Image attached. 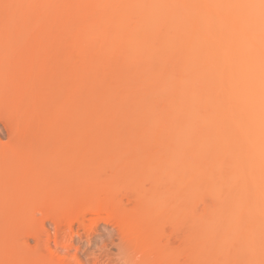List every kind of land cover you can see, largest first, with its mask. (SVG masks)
I'll use <instances>...</instances> for the list:
<instances>
[{
  "label": "bare ground",
  "instance_id": "bare-ground-1",
  "mask_svg": "<svg viewBox=\"0 0 264 264\" xmlns=\"http://www.w3.org/2000/svg\"><path fill=\"white\" fill-rule=\"evenodd\" d=\"M262 3L264 0H0V31L8 35L14 30L16 35L26 31L23 48L36 46V52L44 51L45 57L47 51L46 59L51 56L55 66L64 67L67 90L69 94L73 90L82 114V99L91 94L85 69L123 58L157 62L124 69L133 75L148 70L144 78H138L152 85L139 98L141 103L164 92L176 94L167 93L171 97L167 95L162 102L157 98L169 113H175H167L163 119L169 117L173 123L171 134L166 131L159 136L158 130L156 138H143V169L159 171L153 173L147 190L141 188L142 194L137 190L133 198L129 194L126 200L117 199L113 193L122 177L113 174L115 178L105 183L109 191H102L104 184L95 188L82 179L83 183L80 180L79 185L69 187L66 199L49 200L47 196L33 213L39 248L29 251L31 254H26L19 234L20 201L15 189L0 185V221L7 224L0 229V264H75V257L61 251L65 247L50 245L52 227L56 242L67 246L74 241L89 244L96 232H105L107 240L91 253V264H217V259L221 264H264ZM144 30L150 37L141 38L143 47L140 51L136 45L140 51L136 53L135 42L133 48L129 42ZM10 37L4 35L2 40L8 45L19 42L20 36L15 42ZM31 52L32 57L27 51L25 56L33 59L36 53ZM69 84H75L79 92ZM45 193L54 191L49 188ZM42 217L51 224L46 226ZM75 221L83 230L80 234L74 233Z\"/></svg>",
  "mask_w": 264,
  "mask_h": 264
},
{
  "label": "rangeland",
  "instance_id": "rangeland-1",
  "mask_svg": "<svg viewBox=\"0 0 264 264\" xmlns=\"http://www.w3.org/2000/svg\"><path fill=\"white\" fill-rule=\"evenodd\" d=\"M145 31L144 34L143 31L141 33L139 32L140 34L135 37L137 39L134 38V40L132 39L129 42V44L132 42V48L134 42V48L136 45H139L137 46L138 49L143 47V43L141 44V42L146 37ZM2 32L0 31V37L2 36L0 41L3 43H5L7 38L4 37L5 41L4 39L2 40L4 35L9 38L10 36L13 37L19 34L20 37L17 36L19 40L16 37H10V39H14L13 42L18 40L19 42L17 44L13 43V45H8V43H5L7 45H3L0 42V185H11L15 189L14 195L20 201L18 206L21 226L19 234L22 242L24 240L22 244L26 249V254H31L29 251L39 248V243L34 236V232L38 226L36 225V219L33 218V213L37 212L38 204L42 203L47 196L49 200L59 196L67 197L69 187L79 185L80 180V183H83L82 179L84 183L87 180L89 181L88 183H94L92 187L95 188L101 187L104 184V189L103 187L101 188L102 191H109L105 190L107 187L105 183L108 184L110 182L109 180L115 178L114 176L111 177L113 174L118 177L120 176V178L122 177V179H119L121 183H119L118 189L113 193L117 199L126 200L127 197L130 198L131 196L133 198V196L135 197L133 192L138 190L136 193L139 194L140 192H145L143 191L144 189L147 190L148 185L153 183L155 176L153 173L157 174L158 168H154L156 171H153L152 168V170H149V173L153 174L152 178L148 170L144 171L143 165L141 164V160L144 158V151H146L144 149L146 145L143 142V138L145 136L156 138L153 136L156 135L155 133L158 130H161L159 133L157 132L159 136H165L163 132L166 131V135L167 133L171 134L168 131L171 130L173 123L168 121L170 120L169 117L165 121L166 115L169 113L168 111L171 110L160 105L159 102L167 100L164 97L169 98L176 94H172L173 91H168L167 93L171 95L169 96L164 92L154 97V99L153 97H148L147 100L144 99L145 102L141 103L143 101V99L140 100L143 97L141 95L144 92L148 94L152 85L149 82H141V80L140 83L138 78H144L148 70H137L133 72V75L124 69L128 67H134V69L139 67L140 69V67L149 64L148 61L151 60L142 58L141 60L127 61L123 58L112 63L110 61V64L106 63L103 67L94 66L88 67L89 69L86 68L88 70L85 69V72H88V85L86 87L88 89L90 88L88 91L91 94L87 91L89 94L87 96L88 98L85 96L87 99L85 97H83L85 100L82 99L85 105L82 109L84 111L82 114L81 109L77 108L75 98L73 99L75 97L72 94L73 90L70 94L69 89L67 90L68 77L63 74L64 67L59 64L55 66V62L53 63L52 58H50L51 56L46 59L50 54L47 55L46 51V57L43 56V46L40 47L43 51L40 53L39 50L36 52L35 49L38 48L36 46H31L34 50L31 47H28L31 50H28L26 47V49L23 48L24 45L22 42L26 38V31L24 33L20 32L23 35L20 33L16 35L14 32H12L13 34L9 32L10 35H8L7 31H4L5 33ZM31 32L33 34L35 30ZM148 33L150 34V32ZM35 34L32 36L34 37ZM21 37H24L22 38L23 41ZM35 37H37V34ZM147 37H150V35H147ZM141 38L142 41L140 42ZM20 41L22 45H19ZM147 41L149 39L145 40L144 43H147ZM138 42L140 43L137 44ZM44 48L46 50V47ZM137 48L134 50L136 53H139L141 49L139 51ZM25 51H27V56L31 57V51H34L33 53H36V55L33 54V57H36L32 59L31 57L25 56ZM152 61L150 64L154 63L153 66L155 64L157 65V62ZM167 74L165 73L163 75L167 76ZM170 74L168 75L170 76ZM73 85L75 84H72L70 87H73ZM92 89L94 90L93 92ZM131 99L132 101H130ZM155 99L158 102L154 101ZM124 114L126 118L123 116ZM173 114L175 113L173 112ZM148 117L150 118L148 119ZM163 119L165 120L163 121ZM153 120H156L154 124ZM159 127L162 128L159 129ZM150 128L154 129L150 130ZM139 130L140 133H138ZM120 135L122 136L121 138ZM128 135L132 137H128ZM125 136L126 138H124ZM140 138H142L144 146L139 142L141 141ZM127 141L128 143H126ZM139 143L142 149L138 145ZM148 149L151 151V148ZM140 155H142L141 159ZM79 174L87 177H82ZM147 175L151 178L150 180ZM89 178L96 180V185ZM98 182H102V185ZM133 182L136 183L133 184ZM49 188L53 189L54 193L50 195L45 193ZM141 188L144 189L141 190ZM129 194L132 195L129 197ZM66 197L63 199H66ZM40 216L41 214L37 213V217ZM42 219H44L46 226L51 224L48 218L42 217ZM73 224L74 233L80 234L83 232L76 221ZM5 226L7 224L0 221V229ZM48 239L50 245L56 243L60 247H65L61 251L69 253L71 257H75V264H91L93 262L91 253L105 243L107 234L99 231L94 234V239L89 244L74 241V244L67 246V244L56 242L55 231L52 227ZM30 259L33 261V258ZM220 262L222 263L219 259L216 260L217 264H221ZM239 263L241 262H232V264Z\"/></svg>",
  "mask_w": 264,
  "mask_h": 264
},
{
  "label": "snow or ice",
  "instance_id": "snow-or-ice-1",
  "mask_svg": "<svg viewBox=\"0 0 264 264\" xmlns=\"http://www.w3.org/2000/svg\"><path fill=\"white\" fill-rule=\"evenodd\" d=\"M261 6L264 7V3H262Z\"/></svg>",
  "mask_w": 264,
  "mask_h": 264
}]
</instances>
